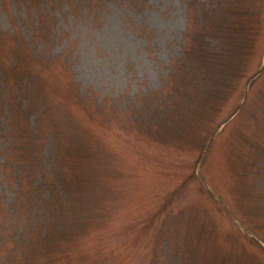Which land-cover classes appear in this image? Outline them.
<instances>
[{"label":"rangeland","instance_id":"1","mask_svg":"<svg viewBox=\"0 0 264 264\" xmlns=\"http://www.w3.org/2000/svg\"><path fill=\"white\" fill-rule=\"evenodd\" d=\"M263 67L264 0H0V264H264Z\"/></svg>","mask_w":264,"mask_h":264},{"label":"trees","instance_id":"2","mask_svg":"<svg viewBox=\"0 0 264 264\" xmlns=\"http://www.w3.org/2000/svg\"><path fill=\"white\" fill-rule=\"evenodd\" d=\"M43 23L45 24V22L43 21ZM39 29H41V28H39Z\"/></svg>","mask_w":264,"mask_h":264}]
</instances>
